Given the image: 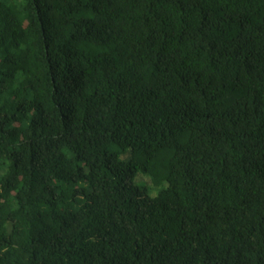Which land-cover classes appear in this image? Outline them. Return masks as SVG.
<instances>
[{"label":"trees","instance_id":"16d2710c","mask_svg":"<svg viewBox=\"0 0 264 264\" xmlns=\"http://www.w3.org/2000/svg\"><path fill=\"white\" fill-rule=\"evenodd\" d=\"M0 264H264V0H0Z\"/></svg>","mask_w":264,"mask_h":264},{"label":"rangeland","instance_id":"374dc122","mask_svg":"<svg viewBox=\"0 0 264 264\" xmlns=\"http://www.w3.org/2000/svg\"><path fill=\"white\" fill-rule=\"evenodd\" d=\"M124 157H126V154L125 156L124 155H120L119 158L120 159H124ZM142 175L140 173H137L135 175V177L133 178L132 182L135 184V185H143L147 188V195H154L155 193L152 194V190H150V187H149V183H148V178L146 177H143L141 178Z\"/></svg>","mask_w":264,"mask_h":264}]
</instances>
